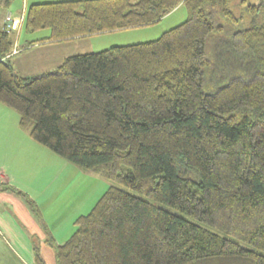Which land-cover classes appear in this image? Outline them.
<instances>
[{
    "label": "trees",
    "instance_id": "1",
    "mask_svg": "<svg viewBox=\"0 0 264 264\" xmlns=\"http://www.w3.org/2000/svg\"><path fill=\"white\" fill-rule=\"evenodd\" d=\"M13 1L0 0V17ZM231 1L30 3L23 29H50L38 42L146 27L187 10L155 39L68 55L31 75L15 70L14 33L0 25V101L34 140L112 182L56 245L57 264H264V20L221 23L235 19ZM248 10L264 14V0ZM217 31L228 32L219 50ZM8 190L39 214L0 179ZM35 262L46 264L38 248Z\"/></svg>",
    "mask_w": 264,
    "mask_h": 264
},
{
    "label": "rangeland",
    "instance_id": "2",
    "mask_svg": "<svg viewBox=\"0 0 264 264\" xmlns=\"http://www.w3.org/2000/svg\"><path fill=\"white\" fill-rule=\"evenodd\" d=\"M24 1L27 5L34 2V0ZM45 1L51 0H40V2ZM258 1L232 0L229 8L235 19L221 15V23L233 24L232 27L240 26L237 28H241L263 21L264 14L258 12L257 15H251L248 10L249 4H255ZM186 18V7L181 4L156 24L95 34L84 39L64 40L63 44L55 43L52 46L45 44L35 50L33 55L22 54L19 60L22 63L31 62L32 65H30L29 70L33 72L41 67L40 61H45L44 64H47L48 58L54 53L72 55L100 51L113 45L152 40L159 37L164 31L180 24ZM13 33L14 37L19 34V32ZM47 34H50V29H41L34 33L21 29L20 41L23 43L25 39H36ZM214 35L217 36L216 44L219 50L220 46L226 43L228 32L217 31ZM213 45H215L214 42L209 41V54L213 51L214 55L215 46ZM12 53H15L14 49ZM0 168L15 177L13 179L15 182L11 186L17 190H21L22 187L26 188L23 191L24 194L33 200L40 210L39 214L35 213L36 215H34L25 201V197L20 196L15 190H10L25 203L28 207L27 211L32 213V217L25 216L21 206L1 203L4 213L2 217H8V219L2 223L4 224L3 227L1 226L4 232L0 235V264H36L35 248H38L40 253L45 256L48 264H57L56 245L67 240L76 229L74 223L76 218L87 214L112 183L101 171L79 168L48 146L34 140L29 130L20 126L18 111L1 101ZM127 190L175 212L171 207L165 206L144 194L131 189ZM67 192H74L76 197L71 195L68 199ZM33 196L38 198L40 205L43 203L42 210ZM59 202L63 205L62 211L58 208ZM1 215L2 211H0V217ZM51 238L53 241H50ZM244 245L246 244L244 243Z\"/></svg>",
    "mask_w": 264,
    "mask_h": 264
},
{
    "label": "crops",
    "instance_id": "3",
    "mask_svg": "<svg viewBox=\"0 0 264 264\" xmlns=\"http://www.w3.org/2000/svg\"><path fill=\"white\" fill-rule=\"evenodd\" d=\"M51 1H61V0H51ZM34 2H40V0H34ZM45 2H47V1H45ZM27 7H28V5L26 4V2L24 0L23 1H21V0H14L7 8L2 9V11H1V17H0V25L1 26L4 25L5 16L7 14L18 15V16H22L23 17V22H22L20 31H21V29L23 30L24 16L26 14ZM127 30H129V29H127ZM20 31H19V34L15 36L14 50H16V52L15 53H12L11 56H10L11 62L13 63V66H14L15 70L19 74L31 75V74L42 73V72H45V71L52 70V69L56 68L63 61V59L66 56L69 55V54H66V53H61V54L54 53V55H52L50 58H48L49 59V62L47 64H44V63H46L45 61H40L41 62V67L38 68L37 70H34L33 72H30L29 67H30V65H32V63L31 62L29 63V61H25L24 63H22L19 60V58L21 57L22 54L25 53V54H31V55H33L32 53L35 50H37L38 48H41L45 44H49V46H52L55 43H61V44H63L62 43L63 41H45V42H38L37 41V40H39L41 38H45V37L47 38L49 36V34H47L46 36H42V37L36 38V39H25V41L22 43V41H20V38H21ZM84 38H79V39H84ZM77 39L78 38L71 39V40H77ZM34 65H36V64H34ZM0 179L3 182L8 183L10 185H12V183L15 182V180H13V179H15V177L14 176H11V174L9 172L3 170L2 168H0ZM20 189L22 191H24V189H26V188L22 187ZM66 195L68 196V199L70 198L71 195L74 198L76 197V194L74 192H67ZM30 196L32 197L31 194H30ZM57 196H59V195H57ZM58 198H57V200H58ZM34 200L39 204V206H40V208L42 210L43 209V203H42V205H40L39 200H38L37 197H34ZM2 202L4 204H7L8 203V204H10V205L12 204L14 206H21L23 208L24 212H25L24 215L27 216V217L28 216L32 217V213H29V211H27V208L28 207L25 205V203L22 200H20V198L18 197L17 194H15L14 192H11L10 190H8V191H0V211H2V215L0 217V235L4 232V230H2V228H1V226L3 227V225H4L2 223H4L8 219V217H4V218L2 217V216H4V213H3V210H2V206H1L2 205L1 203ZM79 202H80V200H79ZM57 205H58L59 210L62 211L61 208L63 207V205H61V203L60 204H57ZM34 215H36V214L34 213ZM41 255H42V253H41ZM42 257L44 258L46 264H48L45 256L42 255Z\"/></svg>",
    "mask_w": 264,
    "mask_h": 264
},
{
    "label": "built area",
    "instance_id": "4",
    "mask_svg": "<svg viewBox=\"0 0 264 264\" xmlns=\"http://www.w3.org/2000/svg\"><path fill=\"white\" fill-rule=\"evenodd\" d=\"M23 22V17L18 15L7 14L4 20V27L8 31L19 32ZM16 52V50H14Z\"/></svg>",
    "mask_w": 264,
    "mask_h": 264
}]
</instances>
